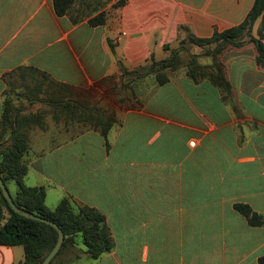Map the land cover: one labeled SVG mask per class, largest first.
<instances>
[{"label":"crops","instance_id":"obj_1","mask_svg":"<svg viewBox=\"0 0 264 264\" xmlns=\"http://www.w3.org/2000/svg\"><path fill=\"white\" fill-rule=\"evenodd\" d=\"M254 1L78 0L58 17L52 0H0V120L6 100L24 106L20 115L46 114L43 128L28 130L24 184L43 187L50 210L64 198L96 209L114 243L92 259L76 237L57 264H258L264 256V227L234 209L264 216V65L254 45L219 55L227 98L207 78L182 73L158 85L142 74L189 36L240 25ZM100 13L104 23L90 26ZM251 36H264V12ZM96 115L114 118L106 138L90 121ZM23 262L21 246H0V264Z\"/></svg>","mask_w":264,"mask_h":264},{"label":"trees","instance_id":"obj_2","mask_svg":"<svg viewBox=\"0 0 264 264\" xmlns=\"http://www.w3.org/2000/svg\"><path fill=\"white\" fill-rule=\"evenodd\" d=\"M78 0H52L55 14L58 17L66 15L72 5ZM264 12V0H255L252 9L245 20L238 26L225 30L222 33H214L211 38L198 39L189 36V41L198 46L205 47L215 43V48L207 52L211 58L208 67L197 66L196 73L188 71L186 76L197 82L198 79L207 78L216 86L222 96L227 98L231 95V86L224 76L219 55L229 46L241 47L244 38H250L258 56L256 62L264 65V43L261 39L251 36V29L255 21ZM105 20L103 13L91 18L88 23L92 27L102 25ZM179 51H171L170 57L161 62L152 61L143 75L153 74L158 85L168 82L166 71L174 68L178 60ZM206 69L208 71H206ZM140 71L126 72L133 79L141 76ZM68 90V89H67ZM70 91V90H69ZM74 102L65 104L71 107ZM75 104V103H74ZM90 121L101 125V135L106 138L108 127L114 122L112 116L106 119L103 116H91ZM31 125L43 128L40 115H20L17 109L5 101L3 113L0 120V178L8 189V183L13 182L16 192L10 195L15 205L36 216L48 219L55 223L64 234V241L52 264L61 253L68 247H74L76 237H80L85 247V254L92 259H98L104 254L112 251L114 243L110 229L105 217L94 208L87 206H73L67 198L62 199L58 205L50 210L45 206V191L43 187H27L24 178L28 168L23 161L24 154L29 149L28 129ZM10 130L7 139L6 133ZM234 209L241 214L251 227H264V216L253 212L247 205L237 204ZM57 241V232L50 226L27 219L14 213L0 191V246H21L24 251V262L22 264H41L46 255L51 251ZM258 264H264V256L258 259ZM69 264V263H60Z\"/></svg>","mask_w":264,"mask_h":264},{"label":"rangeland","instance_id":"obj_3","mask_svg":"<svg viewBox=\"0 0 264 264\" xmlns=\"http://www.w3.org/2000/svg\"><path fill=\"white\" fill-rule=\"evenodd\" d=\"M253 38V37H252ZM243 40H246L248 43H251V39L250 38H244ZM184 45L177 51L178 52V60L176 65L174 66V68L167 70L166 71V75L167 77H174L175 75H179V74H184L186 75V73H188V71L194 72L196 73L198 70L196 69L197 66H202V67H208L211 64H207L209 62V56L207 55L208 51H211L215 48V43L205 46V47H196V45L192 44L189 41V38L186 39L184 42ZM209 57V58H208ZM219 61V58H218ZM222 65V64H221ZM206 71H208L206 69ZM15 84V83H13ZM23 86H25L22 83H16L15 87L18 90H23ZM136 87V86H135ZM137 88V87H136ZM128 94V93H127ZM122 95V94H121ZM13 100V99H11ZM13 105V104H12ZM16 109H22L24 108V106H19L16 107L15 105H13ZM42 109H37V111L33 112V113H37L38 115H42L43 117H45V112L41 111ZM39 112H43L42 114ZM31 126L29 127L28 130H30ZM8 190L11 194H14L16 191V186L14 185L13 182H9L8 183ZM61 256H59L52 264H57L58 262H60L61 260Z\"/></svg>","mask_w":264,"mask_h":264},{"label":"water","instance_id":"obj_4","mask_svg":"<svg viewBox=\"0 0 264 264\" xmlns=\"http://www.w3.org/2000/svg\"><path fill=\"white\" fill-rule=\"evenodd\" d=\"M0 191L1 194L3 196V198L5 199V201L7 202V204L9 205L10 209L14 212L17 213L18 215L25 217L27 219L33 220V221H37V222H41L44 223L50 227H52L56 232H57V241L56 244L54 245V247L51 249V251L46 255V257L43 259L41 264H50V262L52 261V259L56 256V254L59 252L63 241H64V234L62 232V230L52 221L42 218L40 216H36L24 209H21L19 207H17L15 205V203L12 200V197L9 193V190L7 189V187L5 186V184L3 183L2 179L0 178Z\"/></svg>","mask_w":264,"mask_h":264},{"label":"built area","instance_id":"obj_5","mask_svg":"<svg viewBox=\"0 0 264 264\" xmlns=\"http://www.w3.org/2000/svg\"><path fill=\"white\" fill-rule=\"evenodd\" d=\"M126 36V33H120V37H125ZM116 40H118V39H116Z\"/></svg>","mask_w":264,"mask_h":264}]
</instances>
